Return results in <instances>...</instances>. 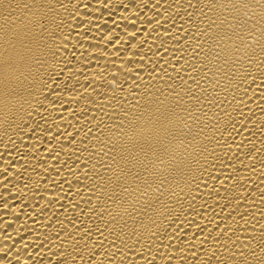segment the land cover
Masks as SVG:
<instances>
[{"label": "bare ground", "instance_id": "1", "mask_svg": "<svg viewBox=\"0 0 264 264\" xmlns=\"http://www.w3.org/2000/svg\"><path fill=\"white\" fill-rule=\"evenodd\" d=\"M0 264H264V0H0Z\"/></svg>", "mask_w": 264, "mask_h": 264}]
</instances>
